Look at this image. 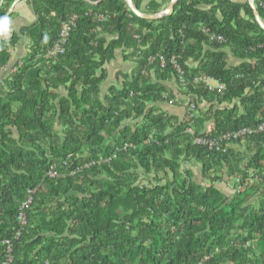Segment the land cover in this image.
I'll list each match as a JSON object with an SVG mask.
<instances>
[{"label":"trees","instance_id":"16d2710c","mask_svg":"<svg viewBox=\"0 0 264 264\" xmlns=\"http://www.w3.org/2000/svg\"><path fill=\"white\" fill-rule=\"evenodd\" d=\"M15 1H1L0 18ZM25 1L36 22L0 41V66L22 37L30 41L17 71L0 80V264L10 256L6 239L11 264H264V132L211 152L193 143L185 118L161 109L165 95L175 98L166 83L178 79L177 56L188 79L207 75L227 87L185 88L199 111L196 136L257 130L264 29L249 2L178 0L173 15L145 20L124 0ZM163 1L150 3L151 14L172 0ZM254 1L264 23V0ZM72 15L79 19L64 53L48 57ZM205 28L226 42L211 43ZM118 50L136 68L103 95ZM226 50L242 63L229 68ZM160 56L165 68L150 62ZM125 143L135 149L115 151ZM195 164L201 183L188 169ZM54 165L63 176H47ZM225 183L239 188L227 195ZM29 191L36 192L22 226Z\"/></svg>","mask_w":264,"mask_h":264},{"label":"built area","instance_id":"2783aa9c","mask_svg":"<svg viewBox=\"0 0 264 264\" xmlns=\"http://www.w3.org/2000/svg\"><path fill=\"white\" fill-rule=\"evenodd\" d=\"M264 6V4H262ZM110 18L109 14L106 15H98L97 16V20L99 22H103L106 21ZM79 19L78 15H72L68 21L64 22L62 24L60 33H59V38L56 42V44L53 46V48L51 50L48 51V57H56L61 53H64L65 51V47L71 37L72 31L75 28L77 21ZM203 33L204 35L208 38V40L211 43H217V44H223L226 42L225 38L221 35H218L216 33H213L210 29H203ZM136 39L139 40V37H136ZM177 56H173L171 58V64L173 65L174 69H176L177 74H178V81L180 83V85L183 88H187L190 84L192 85H204L206 89H208V91L213 92V93H219V94H223L226 90L227 87L224 83H222L219 80H216L210 76L207 75H201V76H197L194 77L193 79H188V77L186 76V71L182 69L181 65L179 64L178 61V57ZM151 63L154 62H158L161 65V68H165L167 65L166 62V58H164L163 56L160 57H156V58H151L150 59ZM17 71L16 67L13 68H9L8 66H0V73H8L9 75H13L15 72ZM165 100L168 101V104L170 105H174L176 103L175 100L173 99H169V97L167 95L164 96ZM199 113L198 111V107L196 104V101L193 97H188V102H187V107H186V114H185V121L187 124V128H186V133L188 135H190L193 138V143L197 146L203 147L205 149H207L208 151L211 152H218V153H226L227 152V148H225L224 146L228 145V143L234 139L237 140L241 137L244 136H250L256 133H262L264 132V117L261 118V123L258 126L257 130L252 129V128H243L241 130H239L236 133H229L226 135H222L221 137L215 138V139H210V138H204V137H198L196 136L195 133V125H196V115ZM230 145V144H229ZM228 145V146H229ZM115 151L116 152H123V151H128L129 149H135V146L133 144L130 143H125L123 146L120 147H115ZM113 153L105 158L102 159V163L103 164H109L112 162L113 159L117 158V153ZM73 174V173H72ZM75 175V173H74ZM48 177L50 178H57L59 176H63L61 173L58 172L56 166H52L49 170H48ZM36 191H29V198L28 200L23 203L22 207H21V211L20 214L18 216V220L20 225L25 226L27 225V216L26 213H24L26 210H28L31 206V204L33 203L34 200V194ZM21 236V231L18 232V234L16 235V239H18ZM2 244L5 245L7 247V253L10 255L9 256V260L5 263V264H11V262L13 261L12 258V252H13V245H12V241L10 239H6L4 241H2Z\"/></svg>","mask_w":264,"mask_h":264},{"label":"crops","instance_id":"0c3cea01","mask_svg":"<svg viewBox=\"0 0 264 264\" xmlns=\"http://www.w3.org/2000/svg\"><path fill=\"white\" fill-rule=\"evenodd\" d=\"M141 7L140 10H142L145 14H151L152 12L149 11L148 8H150V3L153 0H139ZM158 3L163 4V0H156ZM232 2L236 3H245L248 0H230ZM26 1H20L16 3V6L14 7V10L12 14L10 15L9 19L6 22L0 23V41H10V39L13 37V35H19L21 32L20 30L24 27L32 26L36 20L37 17L35 16L32 8L25 3ZM165 5V4H163ZM5 8V5L2 3L0 6V12L2 9ZM11 8V7H10ZM9 8V10H10ZM8 10V11H9ZM7 15V14H6ZM3 19V18H0ZM30 41L26 38H21L20 42L11 49L12 52V60L10 64L8 65L9 68H13L14 65L22 59L29 47ZM208 48V47H207ZM227 52V58H228V67H237L242 63L240 59L235 57V55L230 51L226 50ZM123 53L122 50H118L116 52L115 59L107 66L108 68V78L107 81L103 85V95H105L108 91V88L111 86H120L125 81V76H130L132 74V71L136 68V63L131 61H124L123 59ZM190 67H197L198 63L191 62L189 63ZM7 73H1L0 74V80H3L6 78ZM151 77L153 80H155V74H151ZM166 83V82H165ZM169 88L172 90V92L175 95V98L173 100L176 101L174 105H170L168 103H164L161 105V109H163L167 114L178 117L180 120H183L186 114V107L188 99L184 96L185 94V88H183L181 85H179V81L177 78L172 79L171 81L166 83ZM210 106V105H209ZM208 105H204L203 107L206 109L209 107ZM217 107V106H215ZM210 125V124H208ZM213 125V123H212ZM188 169H191L193 171L194 180L197 183L202 182V176L200 173V166L198 164H195L193 166H188Z\"/></svg>","mask_w":264,"mask_h":264},{"label":"water","instance_id":"95a60500","mask_svg":"<svg viewBox=\"0 0 264 264\" xmlns=\"http://www.w3.org/2000/svg\"><path fill=\"white\" fill-rule=\"evenodd\" d=\"M2 0H0V6L2 5ZM23 1V0H16L15 2H13V5L11 6L10 10L8 11L7 15L3 18L0 19V23L2 22H6L10 15L12 14L14 7L16 6V3ZM127 4V8L137 17L145 19V20H160L166 16H170L174 14V9L176 4L178 3V0H172L171 3L169 4V6L165 9H163L161 12L156 13V14H145L142 12V10H138L136 8V5L134 4L133 0H124ZM249 4L251 5L252 9H253V14L256 17L257 22L259 23V25L264 29V23L262 22L261 18L258 15V10L255 6V1L254 0H248Z\"/></svg>","mask_w":264,"mask_h":264},{"label":"rangeland","instance_id":"374dc122","mask_svg":"<svg viewBox=\"0 0 264 264\" xmlns=\"http://www.w3.org/2000/svg\"><path fill=\"white\" fill-rule=\"evenodd\" d=\"M221 187V185H219ZM222 187L224 188V193H226L227 195H233L236 193V190L235 189H238L239 188V185L236 186L235 188H231L228 184L226 185L225 184H222Z\"/></svg>","mask_w":264,"mask_h":264}]
</instances>
